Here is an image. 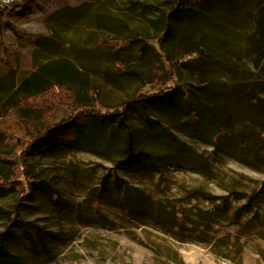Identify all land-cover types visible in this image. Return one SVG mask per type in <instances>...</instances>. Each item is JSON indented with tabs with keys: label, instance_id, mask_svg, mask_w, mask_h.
Returning a JSON list of instances; mask_svg holds the SVG:
<instances>
[{
	"label": "rangeland",
	"instance_id": "obj_1",
	"mask_svg": "<svg viewBox=\"0 0 264 264\" xmlns=\"http://www.w3.org/2000/svg\"><path fill=\"white\" fill-rule=\"evenodd\" d=\"M86 1L27 0L13 18L3 19L0 82L5 78L19 85L46 58L71 57L95 65L106 38L115 34L97 28L99 2L78 22L63 19ZM128 2L114 0L113 7L103 10L125 19L129 29L151 32L146 18L125 16ZM60 11H65L62 18ZM238 12L232 19H242ZM150 70L155 84L114 87L90 76L98 80L103 102L116 105L140 86L143 93L164 88L168 75L163 63ZM5 89L0 87V95ZM51 96L29 99L27 105H49L41 111L44 123L57 115L54 125L64 128L61 122L67 123L73 111L65 98L55 110ZM7 99L0 102V187L10 190L0 196V245L15 256V263L264 264V173L186 135L178 128L179 116L129 107V121L112 143H105L99 128L89 143L69 142L61 134L57 144L33 151V137L43 123L19 119L17 107L2 108ZM167 134L206 159V165L182 154ZM127 136L136 149L159 161V170L117 163L125 156L118 147ZM40 179L45 187L34 192L32 182ZM207 197L216 200L212 204ZM135 203L137 210L129 206ZM49 257L53 262H46Z\"/></svg>",
	"mask_w": 264,
	"mask_h": 264
},
{
	"label": "trees",
	"instance_id": "obj_2",
	"mask_svg": "<svg viewBox=\"0 0 264 264\" xmlns=\"http://www.w3.org/2000/svg\"><path fill=\"white\" fill-rule=\"evenodd\" d=\"M26 1L16 0L0 10V50L4 52L1 23L5 18H13ZM94 2H99L94 10L97 28L115 33L106 38L95 65L77 63L71 57L46 58L19 85L5 78L0 82V87L6 88L0 102L8 96L2 108L17 107L19 119L42 121L44 125L43 129H37L30 150L57 144L61 134L69 142L89 143L99 128L105 143H112L129 121L130 107L139 113L171 112L179 116L178 128L186 135L213 146L216 154H225L264 173V0H129L125 16L146 18L151 32L129 29L125 19L106 12L114 6V0H88L71 10L70 16L63 17L65 11L58 16L69 23L78 22L91 13ZM246 5L249 8L245 11ZM237 11L242 13L240 20L232 19ZM157 62L163 63L168 75L164 88L143 93L140 86L116 105L103 102L98 80L90 76L94 74L114 87L135 82L155 84L157 80L149 78V74ZM50 92L55 110L59 112L55 104L65 98L73 111L67 123L61 122L64 128L54 125L57 115L52 123L49 120L44 123L41 111L49 105L40 108L27 105L29 99L38 100ZM150 129L154 131L153 126ZM167 136L182 154L194 156L200 160V166L206 165V159L193 153L174 135ZM118 148L125 156L117 163L124 168L149 169L155 165L154 169H160L159 161L148 151L136 149L129 136L124 146ZM44 187L41 179L32 182L34 192ZM9 190L0 187V196ZM206 199L212 204L216 200ZM138 203L129 206L137 210ZM218 208L213 206L215 211ZM14 259L1 244L0 264H19ZM53 260L49 257L46 262Z\"/></svg>",
	"mask_w": 264,
	"mask_h": 264
},
{
	"label": "built area",
	"instance_id": "obj_3",
	"mask_svg": "<svg viewBox=\"0 0 264 264\" xmlns=\"http://www.w3.org/2000/svg\"><path fill=\"white\" fill-rule=\"evenodd\" d=\"M16 0H0V10L3 9L4 7H7L13 3H15Z\"/></svg>",
	"mask_w": 264,
	"mask_h": 264
},
{
	"label": "crops",
	"instance_id": "obj_4",
	"mask_svg": "<svg viewBox=\"0 0 264 264\" xmlns=\"http://www.w3.org/2000/svg\"><path fill=\"white\" fill-rule=\"evenodd\" d=\"M39 63V62H38ZM37 64V63H36ZM36 64H35V69H33L31 72H29L26 76H23L22 77V79L20 80V81H23L24 79H26L30 74H32L33 72H35L37 69H38V67L36 66Z\"/></svg>",
	"mask_w": 264,
	"mask_h": 264
}]
</instances>
